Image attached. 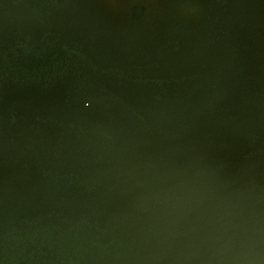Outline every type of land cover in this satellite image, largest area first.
I'll list each match as a JSON object with an SVG mask.
<instances>
[{
	"label": "water",
	"instance_id": "1",
	"mask_svg": "<svg viewBox=\"0 0 264 264\" xmlns=\"http://www.w3.org/2000/svg\"><path fill=\"white\" fill-rule=\"evenodd\" d=\"M207 1L206 23L173 30L149 66L77 44V20L55 3L27 15L49 32L43 42L16 46L0 36V157L42 166L53 206L9 234L18 238L0 244V264H155L193 209L198 186L181 182L197 158L212 148L264 153V0ZM9 22L0 7V26ZM100 103L116 108L121 125L93 121ZM172 183L176 199L145 205ZM106 202L133 213L99 229ZM176 205L170 222L165 211Z\"/></svg>",
	"mask_w": 264,
	"mask_h": 264
},
{
	"label": "rangeland",
	"instance_id": "2",
	"mask_svg": "<svg viewBox=\"0 0 264 264\" xmlns=\"http://www.w3.org/2000/svg\"><path fill=\"white\" fill-rule=\"evenodd\" d=\"M45 1H57L75 14L79 12L77 17L73 15L78 24L76 39L91 45L107 60L131 67L149 66L156 62L173 30H198L209 15L207 0H0L9 15L15 13L13 6L17 2L30 8ZM100 106H96L97 112L92 118L95 123H106L111 127L121 125V121L115 120V107L101 103ZM132 158L137 165H143V157L138 159L137 152L133 151ZM194 163L185 174L187 178L181 182L190 187L198 186L197 197L196 192H191L193 209L186 217L187 222L191 223L190 220L196 218L247 217L246 223L254 218L258 230L264 233V153L229 155L212 148L211 153L200 156ZM33 166L25 163L15 168L0 157V236L22 219H30L47 209L52 211V204L43 199L39 174ZM143 174L136 168V175L143 177ZM179 185L172 183L162 190L155 189V195L145 201V205L176 199ZM121 189L124 193L131 191V181L129 187L127 184ZM173 210L178 215L181 207L176 205L171 210L166 209L168 218ZM132 213L131 207L106 202L97 212V226L99 229L114 226ZM169 220L175 222L177 217L172 215ZM186 223L177 234H191L189 230L197 227ZM192 234L200 235L202 232ZM183 236L182 239L168 236L165 247L176 251L180 264H206L201 246L195 256L185 255L190 247ZM263 240L257 242V256L248 255L231 262L264 264ZM168 258V255L164 257L162 264Z\"/></svg>",
	"mask_w": 264,
	"mask_h": 264
},
{
	"label": "flooded vegetation",
	"instance_id": "3",
	"mask_svg": "<svg viewBox=\"0 0 264 264\" xmlns=\"http://www.w3.org/2000/svg\"><path fill=\"white\" fill-rule=\"evenodd\" d=\"M48 3H55L65 8V5H62L57 1H45L43 2V4H37L30 8L25 7L22 2H17L13 6L16 10L15 13L9 15L5 11V7L3 6V4L0 2V7L3 10L4 16L7 17L10 21L8 23V26H0V36H2L5 40H8L10 44H14L16 46H32L33 44L43 42L49 35V32L41 28L40 26H37L36 23L29 19L27 15L29 12H33L38 7ZM68 12L70 14H73L75 17H77L78 14L80 15L79 12L78 14L76 13V15L71 10ZM25 22H29V24H26ZM66 22L69 26H71L68 21ZM76 35L77 31L75 30L73 39L77 42V44L87 45L92 50H94L91 45L78 41L76 39ZM8 163L15 168L25 163L34 165L33 170H36L39 174L42 194L44 197L43 199L48 201L46 195L48 186L47 172L42 166L36 164L31 160L25 162L15 161L14 163ZM47 214H50L48 209L44 213L41 212L30 219H22L19 222L15 223L9 231L0 236V244L6 239H17L18 236H11L9 234L12 231L17 230L19 226L35 223L38 219ZM60 215H62L63 220L68 219L70 214L67 211L66 206L61 209ZM240 215L242 216V214ZM253 219H249V223H246L247 217H219L217 219L196 218V220L191 219V223H188L186 219H182L180 222H177L175 225H173V233L170 236H173L175 239H182L183 235H181V233H177L182 228L183 224L187 222L186 224L188 225H196L197 227L191 228L189 230L191 231V234H186L183 236L185 237L184 239L190 247L185 255L195 256V254H197L198 247L201 246L202 253L206 258V264H233L231 261L240 260L242 257L248 255H258L259 249L257 247V242H261V240L264 239V233L258 230V224L254 223L253 221L255 220ZM195 231H200L202 232V234H192ZM213 231H216V233H214ZM163 255L164 257H167V255L169 257L165 260V264H180V262H178L176 259V251L170 250L166 247L164 251L158 256L155 264H162V259L164 258H162Z\"/></svg>",
	"mask_w": 264,
	"mask_h": 264
}]
</instances>
